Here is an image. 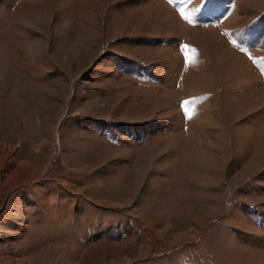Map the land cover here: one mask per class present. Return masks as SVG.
I'll use <instances>...</instances> for the list:
<instances>
[{"label":"rangeland","instance_id":"obj_1","mask_svg":"<svg viewBox=\"0 0 264 264\" xmlns=\"http://www.w3.org/2000/svg\"><path fill=\"white\" fill-rule=\"evenodd\" d=\"M0 264H264V0H0Z\"/></svg>","mask_w":264,"mask_h":264},{"label":"snow or ice","instance_id":"obj_2","mask_svg":"<svg viewBox=\"0 0 264 264\" xmlns=\"http://www.w3.org/2000/svg\"><path fill=\"white\" fill-rule=\"evenodd\" d=\"M181 14H182V16H183V9H181ZM184 18L187 20L188 19V17L187 16H184ZM187 46H185V48H186ZM192 61L186 56L185 57V63L187 64V63H191ZM185 103H187V102H185Z\"/></svg>","mask_w":264,"mask_h":264}]
</instances>
